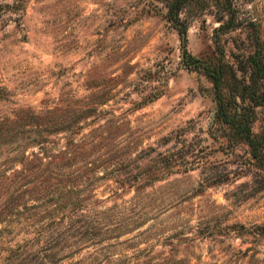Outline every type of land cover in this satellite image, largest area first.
<instances>
[{
    "label": "rangeland",
    "instance_id": "374dc122",
    "mask_svg": "<svg viewBox=\"0 0 264 264\" xmlns=\"http://www.w3.org/2000/svg\"><path fill=\"white\" fill-rule=\"evenodd\" d=\"M0 4V264L37 257L48 238L57 264H264V184L246 145L211 125L193 64L214 58L218 17L238 22L219 35L226 59L254 48L253 28L264 44V0H190L184 46L157 0ZM261 123L257 108L251 129ZM68 139L51 177L23 184L25 156ZM159 160L178 164L147 181ZM28 186L70 194L72 227L99 234L32 237L51 202L26 208Z\"/></svg>",
    "mask_w": 264,
    "mask_h": 264
},
{
    "label": "trees",
    "instance_id": "16d2710c",
    "mask_svg": "<svg viewBox=\"0 0 264 264\" xmlns=\"http://www.w3.org/2000/svg\"><path fill=\"white\" fill-rule=\"evenodd\" d=\"M157 1L162 4L166 19L174 28L184 46L187 21L185 17L180 15V11L190 0ZM1 8L0 4V11ZM218 20V24L212 29L214 58L193 64L201 66L211 85V98L214 103L211 125H216L231 142H242L246 145L251 164L256 168L254 180L264 184V44L259 39L257 29L253 28L251 44L254 48H247L245 53L239 55V57L236 56L232 60L226 59L219 35L236 27L238 22L234 20L233 16H228L225 19L218 17ZM188 58H190V61L193 60L191 56ZM257 108L262 110V123L257 131H253L251 124L256 117ZM42 141L40 139L37 141L40 148H42ZM69 143H72V139L65 141L63 147L56 153H45V151L40 150L41 153L37 155L34 151H30L25 156L23 169L28 170L26 174L30 175L32 173L34 175H30L31 178L26 179L23 184L29 185L34 180L37 186L51 177V173L55 171L52 169L54 164L49 158L51 156L68 155L70 153ZM25 162L27 163L25 164ZM176 164L178 163L173 160H159L149 171L148 176L146 175L147 181L160 178L163 173L174 169ZM40 174H42L41 177ZM216 180L222 179L217 178ZM56 189L59 188L56 187L54 190ZM23 193L27 195V200L31 202L24 205L28 209L51 202L48 204L50 207L45 205L41 209L50 208L45 211V214L49 216L48 221L41 224L40 228L35 231L37 235L32 237H95L99 234L97 230L92 229V226L88 227V223L80 229L72 227V216L76 206L75 202L70 200V194L57 193L55 196L53 193L37 190L33 186H28L25 191L23 190ZM13 198L14 196H10L9 201H13ZM41 199L44 202H41ZM38 201H40L39 204L35 203ZM67 203H71V205L64 209ZM57 209L61 213L59 216L53 217L51 214ZM63 218L66 219V224L59 225ZM57 243L56 239H44L43 244L37 248L40 249L37 250L39 256L36 257L34 254L31 256L24 255L20 259L21 261L6 262V264H28L29 261H32L30 264H34V261L35 264H57L56 261L59 259L57 251L60 248ZM41 250L42 252H39Z\"/></svg>",
    "mask_w": 264,
    "mask_h": 264
},
{
    "label": "water",
    "instance_id": "95a60500",
    "mask_svg": "<svg viewBox=\"0 0 264 264\" xmlns=\"http://www.w3.org/2000/svg\"><path fill=\"white\" fill-rule=\"evenodd\" d=\"M213 112H214V110H213ZM213 112H212V114H213Z\"/></svg>",
    "mask_w": 264,
    "mask_h": 264
}]
</instances>
